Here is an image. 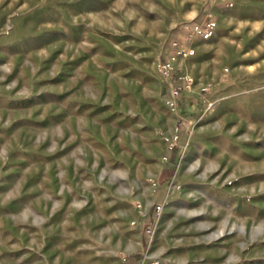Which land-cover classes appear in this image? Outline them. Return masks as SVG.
I'll list each match as a JSON object with an SVG mask.
<instances>
[{
	"label": "rangeland",
	"instance_id": "rangeland-1",
	"mask_svg": "<svg viewBox=\"0 0 264 264\" xmlns=\"http://www.w3.org/2000/svg\"><path fill=\"white\" fill-rule=\"evenodd\" d=\"M207 9L217 30L178 63L194 87L177 97L199 109L182 145L210 153L194 151L186 161H200L212 176L226 168L251 175L256 196L264 189V0H0V264H151L155 226H134L130 211H151L145 199L162 136L180 123L160 64L171 40L184 39ZM33 74L40 91L60 89V109L50 100L3 106L4 87L20 81L15 99L24 100ZM208 84L211 106L200 92ZM116 112L123 120H104ZM56 114L78 120L79 129L92 120V134L82 140L77 128L80 140L62 139L60 158H39L29 140L38 127L29 119ZM38 182L44 188L28 211ZM122 188L129 193L119 196ZM201 206L203 223L220 228L218 207ZM261 208L253 203L251 264H264V236L255 234ZM240 217L237 210L232 227Z\"/></svg>",
	"mask_w": 264,
	"mask_h": 264
},
{
	"label": "crops",
	"instance_id": "crops-1",
	"mask_svg": "<svg viewBox=\"0 0 264 264\" xmlns=\"http://www.w3.org/2000/svg\"><path fill=\"white\" fill-rule=\"evenodd\" d=\"M14 75L19 76V74ZM27 77L28 85L24 100L15 99L20 81L13 82L12 80L10 82L11 86L6 85L4 87V107L16 108L20 101L25 102L26 105L36 107L38 105L42 106L43 103L50 100L53 108L56 106L60 109V89L57 92H54V90L40 91L35 74ZM16 97L20 96L17 95ZM169 97L172 99L173 95H169ZM180 97L176 96L174 98L176 101L175 110H172L171 107L172 111H176L174 113L178 116L179 126L176 125L172 132L162 136V138H165V142H162L163 146L159 151L161 158L156 164L153 174L149 177L150 200L144 199L145 206H150L151 211L140 210L137 205H134L130 211V216L136 219L134 226L146 220L149 221V224L155 226L154 242L152 241L153 243L150 245L147 259L151 264H251L249 259L253 255L254 247L252 208L253 203L263 205L264 189H259L260 194L254 196L251 182L253 176L251 175H233L229 172L230 170L227 172L229 168H226L224 171H220L221 173L217 176H212L208 175L211 173L210 171L200 169V161L187 164L186 158L194 151L197 153V157L210 153V151L192 150L182 145L192 121L190 119L199 113V109L198 104L195 105L190 97L184 98L185 104L182 106L179 104ZM7 120L11 121L10 119ZM29 120H36L35 123L38 127L35 135H30L29 140L37 141L36 155L39 158L48 157L53 158V160L60 158L62 139L76 141L77 138L80 140V136L84 135V138L81 139L87 140L93 131L92 120H88L87 126L79 129L78 125L82 124L78 123V120H60V114L46 119L30 118ZM104 120H123V118L116 112L115 116H105ZM181 121L183 122L181 123ZM66 125L68 126L67 130L65 129ZM72 125L75 128L71 127ZM77 128L80 136H77ZM84 155L88 156L87 150L84 151ZM163 157H166V159H163ZM59 174L58 169V176ZM41 188H44V183L38 182L37 192H30L31 200H27L28 211L31 208L29 206L34 205L33 201L36 199V195L42 191ZM128 193H125V189L122 188V195L119 196H125ZM164 199H168V204L164 206L157 217L155 215V205L162 203ZM117 201L116 203H122L120 201L125 200ZM202 204H211L215 208L218 207V209H215L214 221L217 219L219 212V219L222 220L220 228L210 227L209 223H203L206 213L204 206L203 208L201 206ZM138 207H141V205ZM261 209L260 213L264 214V208ZM237 210L240 211L242 216L240 219L244 217L243 223L238 228L232 227L235 223H231L235 219ZM185 211L186 215H181ZM262 230H264L263 221L256 228L255 234L259 231L260 236H264ZM256 238L258 241L259 237ZM260 243H264V241Z\"/></svg>",
	"mask_w": 264,
	"mask_h": 264
},
{
	"label": "built area",
	"instance_id": "built-area-1",
	"mask_svg": "<svg viewBox=\"0 0 264 264\" xmlns=\"http://www.w3.org/2000/svg\"><path fill=\"white\" fill-rule=\"evenodd\" d=\"M222 2L226 0H220ZM231 5L230 2H227ZM217 19L214 13L207 9L200 17L194 18L186 28L184 39L175 38L170 42V56L160 64L161 75L168 81L173 87V98L169 101L172 110H175L176 101L175 97L181 91H192L194 87V80L185 71L180 72L178 66L180 61H185L188 58L195 56L196 54V43L198 41H206L211 39L217 30ZM209 84L202 85L200 92L204 93L203 98L205 99L208 106L212 105V102L206 97L209 92ZM172 148V146H170ZM166 159V157H163ZM167 203L165 200L160 204L155 205L157 212L161 211L164 204Z\"/></svg>",
	"mask_w": 264,
	"mask_h": 264
}]
</instances>
